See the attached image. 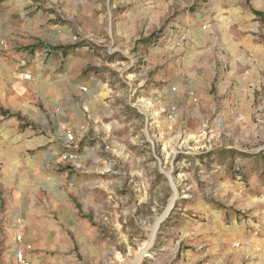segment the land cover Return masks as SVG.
<instances>
[{"label": "rangeland", "instance_id": "obj_1", "mask_svg": "<svg viewBox=\"0 0 264 264\" xmlns=\"http://www.w3.org/2000/svg\"><path fill=\"white\" fill-rule=\"evenodd\" d=\"M142 1L0 0V56L95 114L59 124L60 205L34 244L2 220L0 264H235L264 239V0ZM208 228L236 254L202 257Z\"/></svg>", "mask_w": 264, "mask_h": 264}, {"label": "crops", "instance_id": "obj_2", "mask_svg": "<svg viewBox=\"0 0 264 264\" xmlns=\"http://www.w3.org/2000/svg\"><path fill=\"white\" fill-rule=\"evenodd\" d=\"M145 1H142L143 5ZM136 18L133 10L128 12L126 19L130 26L128 23L124 28L115 27L112 33L116 37L134 36L133 21ZM6 48L13 57L9 62L0 56V224L2 220V224L13 223L14 227L23 231L24 242L34 244L36 234L33 231L42 230L48 220L49 209L56 203L60 205L54 196L62 182L54 168L60 160L65 137L59 124L66 122L68 127L74 128L79 118L86 120L95 114L93 104L87 99H91V93L86 95L82 107H69L70 101L62 93L63 88L58 98L48 93L52 80L46 79L41 88L34 86L31 79L24 80L14 66L18 61L15 60L17 50ZM56 103H62L59 115L54 114ZM238 230L244 231V227L239 225ZM209 231V228L196 231L191 236L204 246L197 250L202 257L209 259L221 254L226 259L236 254L230 248V238L214 241L210 239ZM202 239L203 243L199 242ZM243 247L244 250L239 253L240 262L235 264H264V239L247 240ZM243 255L248 258L245 262H242ZM186 256H189L188 253Z\"/></svg>", "mask_w": 264, "mask_h": 264}, {"label": "built area", "instance_id": "obj_3", "mask_svg": "<svg viewBox=\"0 0 264 264\" xmlns=\"http://www.w3.org/2000/svg\"><path fill=\"white\" fill-rule=\"evenodd\" d=\"M24 79H30V74H24ZM68 142H71L74 140V137L72 136L71 133H69L68 135ZM73 154L71 153H65L64 154V159H71L73 158ZM18 240H21V236L18 237ZM16 260L19 264H30V260L26 255V252L22 249L17 250L16 252Z\"/></svg>", "mask_w": 264, "mask_h": 264}]
</instances>
